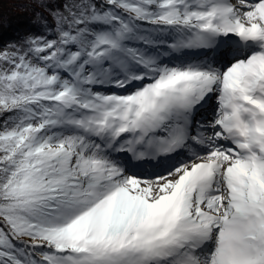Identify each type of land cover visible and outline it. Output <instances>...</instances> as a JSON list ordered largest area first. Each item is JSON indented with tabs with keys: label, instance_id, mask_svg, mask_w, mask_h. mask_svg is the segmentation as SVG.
<instances>
[{
	"label": "snow or ice",
	"instance_id": "snow-or-ice-1",
	"mask_svg": "<svg viewBox=\"0 0 264 264\" xmlns=\"http://www.w3.org/2000/svg\"><path fill=\"white\" fill-rule=\"evenodd\" d=\"M33 2L0 49V264H264V0Z\"/></svg>",
	"mask_w": 264,
	"mask_h": 264
},
{
	"label": "trees",
	"instance_id": "trees-1",
	"mask_svg": "<svg viewBox=\"0 0 264 264\" xmlns=\"http://www.w3.org/2000/svg\"><path fill=\"white\" fill-rule=\"evenodd\" d=\"M55 3L57 0H43ZM36 13L48 15L46 9L33 0H0V49L18 42L30 34L42 31Z\"/></svg>",
	"mask_w": 264,
	"mask_h": 264
},
{
	"label": "rangeland",
	"instance_id": "rangeland-1",
	"mask_svg": "<svg viewBox=\"0 0 264 264\" xmlns=\"http://www.w3.org/2000/svg\"><path fill=\"white\" fill-rule=\"evenodd\" d=\"M115 91H122V90H115Z\"/></svg>",
	"mask_w": 264,
	"mask_h": 264
}]
</instances>
